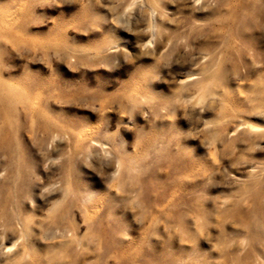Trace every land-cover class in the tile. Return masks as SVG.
I'll list each match as a JSON object with an SVG mask.
<instances>
[{
    "label": "clouds",
    "instance_id": "obj_1",
    "mask_svg": "<svg viewBox=\"0 0 264 264\" xmlns=\"http://www.w3.org/2000/svg\"><path fill=\"white\" fill-rule=\"evenodd\" d=\"M0 264H264V0H0Z\"/></svg>",
    "mask_w": 264,
    "mask_h": 264
}]
</instances>
